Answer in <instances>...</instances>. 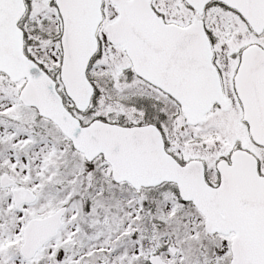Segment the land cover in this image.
Returning a JSON list of instances; mask_svg holds the SVG:
<instances>
[{"label":"snow or ice","instance_id":"1","mask_svg":"<svg viewBox=\"0 0 264 264\" xmlns=\"http://www.w3.org/2000/svg\"><path fill=\"white\" fill-rule=\"evenodd\" d=\"M0 264H264V0H0Z\"/></svg>","mask_w":264,"mask_h":264}]
</instances>
